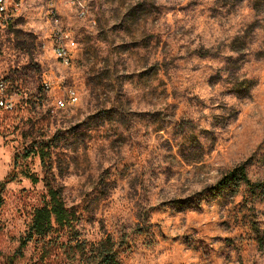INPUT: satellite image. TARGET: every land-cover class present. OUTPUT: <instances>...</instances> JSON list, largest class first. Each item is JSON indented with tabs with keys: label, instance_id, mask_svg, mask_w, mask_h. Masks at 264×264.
<instances>
[{
	"label": "rangeland",
	"instance_id": "1",
	"mask_svg": "<svg viewBox=\"0 0 264 264\" xmlns=\"http://www.w3.org/2000/svg\"><path fill=\"white\" fill-rule=\"evenodd\" d=\"M48 4L26 0L0 28V76L23 92L0 110V183L17 174L0 264H65L67 244L107 236L122 264H264V0H58L68 68ZM43 79L78 103L57 110L51 90L32 105ZM28 149H44L46 166ZM241 164L262 187L219 190ZM47 179L75 220L19 253Z\"/></svg>",
	"mask_w": 264,
	"mask_h": 264
},
{
	"label": "trees",
	"instance_id": "2",
	"mask_svg": "<svg viewBox=\"0 0 264 264\" xmlns=\"http://www.w3.org/2000/svg\"><path fill=\"white\" fill-rule=\"evenodd\" d=\"M39 153L42 165L46 166L48 155L44 149L39 151L36 149H28L26 157ZM27 178L33 183L39 182V179L33 175L26 173ZM17 174L12 171L6 179L0 183V207L3 205V193L6 185L15 181ZM47 187V199L43 206L37 208L32 216L28 231L24 237L20 239L19 253L34 239H44L48 237L55 227L64 228L71 226L75 220L74 213L66 206L60 188L55 187L48 179L45 180ZM246 186L252 191L262 187L261 183L252 182L248 175L246 165L241 164L229 171L223 179L218 183L219 190L235 189L238 191L240 187ZM64 252L68 263L65 264H122L119 258V252L116 249V243L110 236L98 243L77 242L67 244Z\"/></svg>",
	"mask_w": 264,
	"mask_h": 264
},
{
	"label": "built area",
	"instance_id": "3",
	"mask_svg": "<svg viewBox=\"0 0 264 264\" xmlns=\"http://www.w3.org/2000/svg\"><path fill=\"white\" fill-rule=\"evenodd\" d=\"M57 2L58 0H48V17L52 27L51 45L57 61L68 68L73 62L72 41L68 31L59 22ZM25 4L26 0H0V28H7L23 16ZM82 15H84V12ZM51 90H56L60 94L55 99L57 110H66L78 103L79 93L75 88L62 87V85L56 86L50 79H43L41 92L34 98L32 105L42 106ZM22 94V86L17 83L16 79L11 76H0V110L6 112L16 111L23 100Z\"/></svg>",
	"mask_w": 264,
	"mask_h": 264
}]
</instances>
